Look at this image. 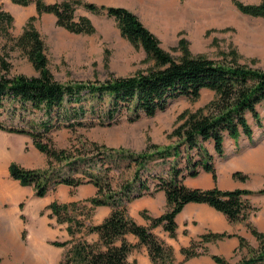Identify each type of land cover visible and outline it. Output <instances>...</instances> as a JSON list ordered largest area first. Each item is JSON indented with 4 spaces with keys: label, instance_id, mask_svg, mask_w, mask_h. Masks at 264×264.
<instances>
[{
    "label": "trees",
    "instance_id": "trees-1",
    "mask_svg": "<svg viewBox=\"0 0 264 264\" xmlns=\"http://www.w3.org/2000/svg\"><path fill=\"white\" fill-rule=\"evenodd\" d=\"M11 1L24 6L31 3L36 5L37 15L28 20L16 38L15 45L28 56L39 73L35 76H10L12 64L9 55L0 50V116L18 115L24 119L23 114L27 111L35 115L41 113V116L30 120L28 129L7 126L4 121H0V128L32 137L35 146L48 156V165L41 169L26 168L13 161L9 165V173L21 185L32 186L38 197L46 196L60 184L74 188L93 184L97 188L92 197L63 203L54 200L49 205L57 221L67 223L66 229L70 236L66 240L53 241L54 245L66 248L61 263L137 264L131 263L129 256L136 248L145 245L154 264H178L174 261L173 248L160 239L153 229L161 226L175 237L177 215L187 203L197 202L210 205L232 222H245L259 240L260 245L253 250V254L236 264H264V233L249 221L257 207L247 199L249 195L264 194V188L221 189L217 185L216 170V161L225 156L227 137L233 141L241 137H254L255 128L248 114L257 127H263L258 106L264 101V69L241 64L234 58L214 60L195 57L185 45H182V55L176 59L161 46L158 37L138 15L123 6L98 5L81 0H62L59 3H47L46 0ZM236 4L245 14L264 17V0L258 4L238 1ZM79 5L92 13L106 12L113 17L122 36L135 47L143 48L154 61L153 67L106 80H57L48 68L45 42L34 21L44 13H53L57 17V24L67 30L92 34L96 27L87 15L77 16ZM13 20L10 12L0 8V32L7 34ZM205 89L213 90L215 98L205 107L179 116L183 121L171 134V137H176L172 144H151L138 154L122 147L92 144V149H97L98 154H104V159L116 162L129 159L136 164L133 179L121 184L119 188L113 185L109 166L105 167L104 162L98 170H92L99 163L95 160L96 156L88 157L77 148L58 149L43 140L44 133L53 127L112 124L123 114L130 121H136L142 115L151 117L166 109L170 100L182 96L197 99ZM87 115L96 119L87 120ZM170 157L175 163L171 166L170 176L156 179L153 190L146 180H140L141 172L150 162ZM80 162L91 167L83 177L65 175L53 167L54 163H58L71 168ZM180 162L185 167L179 166ZM201 171L213 174L215 185L212 188H191L184 183L187 177H196ZM233 177L245 181L248 175L236 171ZM158 190L165 191L167 210L159 216H152L145 210L142 215L150 224L137 223L129 213V203L146 194L153 195ZM99 206H108L111 211L100 223H92L94 212ZM92 234L97 237L90 241L87 236ZM129 234L135 235L138 242L130 241L127 236ZM231 236L233 234L227 232L207 231L192 239L189 246L182 248V253L186 259L206 254L208 243ZM237 236L241 240V247L247 245L245 238ZM212 257L219 264H233L222 256Z\"/></svg>",
    "mask_w": 264,
    "mask_h": 264
},
{
    "label": "rangeland",
    "instance_id": "rangeland-1",
    "mask_svg": "<svg viewBox=\"0 0 264 264\" xmlns=\"http://www.w3.org/2000/svg\"><path fill=\"white\" fill-rule=\"evenodd\" d=\"M46 1L59 3L62 0ZM81 1L123 6L132 10L158 37L161 46L176 59L182 55V45H185L195 57L203 56L214 60L234 58L241 64L264 69V17L245 14L236 4L237 1L258 4L263 0ZM0 8L14 17L12 25L8 27V33L0 32V50L8 53L12 64L9 75H38L39 72L28 56L15 45L16 38L22 33L28 20L37 15L36 5L31 3L24 6L11 0H0ZM76 14L90 17L96 31L92 34L71 32L57 24V17L53 13H44L34 21L45 42L48 68L57 80H106L132 75L153 67L154 61L144 49L135 47L123 37L116 20L106 12L95 14L79 5ZM214 98L215 92L205 89L197 99L182 96L170 100L166 109L151 117L142 115L138 120L130 121L128 116L123 114L112 124L75 128L53 127L48 133H44L43 140L58 149L77 148L88 157L96 156L95 160L99 163L92 170H98L104 162L105 167L109 166L113 185L119 188L121 184L133 179L136 164L129 159L117 162L104 159V154H98L97 149H92V144L110 148L122 147L137 154L145 151L151 144H172L176 137H171V134L183 121L179 116L205 107ZM258 109L263 127H257L252 116L248 114L255 128L254 137L248 141L240 139V143L238 140L226 138L225 156L217 161L221 173L235 165L248 146L251 148L263 136L264 101L259 104ZM23 115L24 119H20L18 115H2L0 121H4L7 126L28 129V122L40 117L41 113L35 115L27 111ZM86 119L96 117L90 118V115H87ZM13 161L26 168L41 169L47 167L48 156L35 146L32 137L0 128V264H62L66 248L54 245L53 241L66 240L70 236L66 229L67 223H59L52 215L49 205L54 200L68 202L77 190L80 193L86 187L73 189L69 185L60 184L46 196L38 197L32 186H23L11 177L9 165ZM172 164L175 163L171 157L150 162L141 172L140 180H146L153 190L156 179L170 176ZM179 166L185 167V164L180 162ZM53 167L62 174L80 177H83L87 170H91V167L82 162L71 168L58 163H54ZM235 181L244 183L241 185L251 190L264 188V176L258 180L248 175L245 181ZM84 194L88 195L86 191ZM106 215L95 210L91 221L100 223ZM96 237V234H92L88 235L87 239L93 241ZM142 257V247H138L130 254L129 260L139 264L138 260ZM248 257L250 256L246 258Z\"/></svg>",
    "mask_w": 264,
    "mask_h": 264
},
{
    "label": "crops",
    "instance_id": "crops-1",
    "mask_svg": "<svg viewBox=\"0 0 264 264\" xmlns=\"http://www.w3.org/2000/svg\"><path fill=\"white\" fill-rule=\"evenodd\" d=\"M240 139L247 138L241 137ZM248 140L249 139H247V141ZM238 143H240V141ZM244 148L242 150H244ZM248 148H250V146H248ZM248 148L245 152L243 151L244 153L242 154V158L239 159V161L237 160L235 165L223 170V173L219 171V162L217 163V161L220 159L216 161L217 185L221 189L248 188L245 187V185H241L244 183H237L235 181L236 178L233 177V174L236 171H241L245 174H248L249 177H255L258 180L263 178L264 133L263 136H261L259 142L251 146L250 149ZM184 183L191 188L203 189L212 188L215 185L213 174L207 171H201L196 177H187L184 180ZM81 186L86 188H82L83 191L81 190L80 193L79 190H77V192L75 190L76 194L73 195L68 202L92 197L97 192V188L93 184H83L79 187L72 188L80 189ZM85 191L88 193V195L84 194ZM247 199L253 206L257 207V210L251 213L249 221L260 232L264 233V195L253 194L247 196ZM167 208L168 202L165 191L158 190L153 195L146 194L134 199L129 203L128 209L131 217H133L137 223L149 225L150 221L143 217V211L146 210L147 213L152 216H159L163 214ZM96 211L97 213L103 212L108 215L111 211V208L108 206H99L96 208ZM176 222L177 235L175 237H172L161 226L154 228L153 231L161 239H163L167 245L173 248L174 261L178 264H219L213 259L212 255L222 256L229 262L236 264L243 258L251 256L253 250H256L260 245L259 240L249 230L245 222H232L224 213L216 210L206 203H187L183 210L177 215ZM207 231L218 233L227 232L233 234V236L216 242H210L206 245L208 248V252L206 254L186 259L185 255L182 253V248L189 246L192 239L197 238L199 235ZM237 235L245 238L247 245L241 247V240ZM127 236L130 241L138 242V238L135 235L129 234ZM141 247L143 250V257L141 260H138L139 264H154L150 258L147 246L143 245Z\"/></svg>",
    "mask_w": 264,
    "mask_h": 264
},
{
    "label": "bare ground",
    "instance_id": "bare-ground-1",
    "mask_svg": "<svg viewBox=\"0 0 264 264\" xmlns=\"http://www.w3.org/2000/svg\"><path fill=\"white\" fill-rule=\"evenodd\" d=\"M2 170V169H1ZM9 192V191H8ZM23 193H25V192H23ZM20 194H22V192H20ZM46 200H48V198L46 197ZM43 202V201H42Z\"/></svg>",
    "mask_w": 264,
    "mask_h": 264
}]
</instances>
